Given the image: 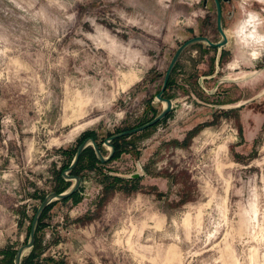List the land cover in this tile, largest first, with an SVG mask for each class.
Segmentation results:
<instances>
[{"label": "rangeland", "instance_id": "rangeland-1", "mask_svg": "<svg viewBox=\"0 0 264 264\" xmlns=\"http://www.w3.org/2000/svg\"><path fill=\"white\" fill-rule=\"evenodd\" d=\"M231 1L219 63L191 45L163 120L116 140L106 163L89 146L72 172L83 185L51 204L32 264H264V4ZM203 2L0 0V260L28 241L44 197L74 182L60 174L83 139L107 155L105 138L162 110L182 42H218Z\"/></svg>", "mask_w": 264, "mask_h": 264}, {"label": "water", "instance_id": "water-1", "mask_svg": "<svg viewBox=\"0 0 264 264\" xmlns=\"http://www.w3.org/2000/svg\"><path fill=\"white\" fill-rule=\"evenodd\" d=\"M217 3V12H218V31L220 33V40L217 41H213L211 40L208 36L204 35H197V36H193L189 39H187L185 42H182V44L176 49V51L174 52V54L171 56V60L168 64V67L166 69V73L164 75L163 78V82L161 83V88L159 90V92L157 93L156 100L163 103V108L162 110L156 114L152 119H150L149 121L128 129V130H123L117 133L112 134L111 136L105 138L104 140V145L108 147L109 149V153L107 155H105L102 152V149L99 145V143L97 142V140L92 137V136H88L85 139H83V141L79 144V146L76 149V152L73 156V159L70 163L69 166H67V168H65L62 172V177L64 179H68V180H73L74 182L71 184V186L69 188L66 189V191H62V192H57V191H51L49 192L44 199L41 201L40 205L38 206L34 217L32 219V223H31V227H30V231H29V238L28 241L25 244H22L17 251L15 252V256H14V264H22V260L23 257L25 256V254L30 251L36 243V234H37V230L41 221V217L45 211V209L54 201L57 200H65L69 197H71L73 194H75L77 191H79V189L82 187L83 185V177L80 175H76V174H72V172L76 169V167L78 166V163L80 161V158L82 156V154L84 153V151L86 150V148H88L89 146H92L94 149V152L96 154V158L101 162V163H106L108 161H110L115 153H116V146L114 145L113 141L116 140V138H121L123 136H129L132 135L134 133H137L139 131H142L155 125V123H158L159 121L163 120L174 108V100L172 98H168V97H164L165 96V92L168 86V82L172 76L173 73V69H175L178 60L180 59V55L183 54V52L190 47L191 45L198 43V42H203L208 44L210 47L212 48H219L221 49L222 47L226 46L228 44V35L226 33V31L223 28L222 25V11H221V7H220V3L218 2L219 0H215ZM140 176V174H135L134 177L138 178Z\"/></svg>", "mask_w": 264, "mask_h": 264}, {"label": "trees", "instance_id": "trees-1", "mask_svg": "<svg viewBox=\"0 0 264 264\" xmlns=\"http://www.w3.org/2000/svg\"><path fill=\"white\" fill-rule=\"evenodd\" d=\"M171 81H172V79L170 78V80H169V82H168V86H167V88L169 87V85L171 84ZM86 138V137H85ZM120 138H116V140H119ZM116 140L114 141V144H115V146H116V149H117V144H116ZM79 146V145H78ZM89 148V147H88ZM88 148H86V150L84 151V153L82 154V156H81V158H80V161H79V163H78V166H79V164L81 163V161L83 160V157L87 154V151H88ZM92 148V147H91ZM77 149V148H76ZM92 150H93V152H94V149L92 148ZM75 152H76V150H75ZM75 152H74V154H75ZM94 155L96 156V154H95V152H94ZM69 166V165H68ZM65 168H67V166L65 167ZM64 168V169H65ZM63 169V170H64ZM60 178H61V180H63L64 181V179H63V177H62V174H60ZM70 186V185H69ZM67 188H68V186H67ZM66 188V189H67ZM66 189L64 188L63 190L61 189L60 191H58V192H62V191H66ZM77 193V192H76ZM75 193V194H76ZM75 194H73L71 197H69V198H72ZM68 198V199H69ZM52 204V203H51ZM51 204L45 209V211H44V213H43V215H42V217H41V221H40V224H39V227H38V230H37V234H36V243H35V246L30 250V253H29V256L28 257H23V260H22V264H32V258H33V252L35 251V249L37 248V246L39 245V242H40V240H39V231H40V229L44 226V223H43V219H44V217H45V215H46V213H47V211H48V209L50 208V206H51ZM31 223H32V220H31ZM30 227H31V224H30ZM30 231V230H29ZM29 237V236H28ZM15 252H16V250H15ZM15 252H13V254L11 255V254H9L8 252H5L4 253V260L2 261V260H0V263L1 264H14V256H15Z\"/></svg>", "mask_w": 264, "mask_h": 264}, {"label": "crops", "instance_id": "crops-1", "mask_svg": "<svg viewBox=\"0 0 264 264\" xmlns=\"http://www.w3.org/2000/svg\"><path fill=\"white\" fill-rule=\"evenodd\" d=\"M228 45H229V43H228ZM227 45V46H228ZM227 46L226 47H224V48H221V49H216V48H213L214 50H216L217 52V58H216V60H215V63L216 64H218L219 63V57H220V55L222 54V51H224V49H226L227 48ZM189 48V47H188ZM187 48V49H188ZM186 49V50H187ZM186 50L183 52V54L184 53H186ZM197 53H198V51L197 50H194L191 54H190V56L189 57H185V58H183V62L184 63H188L189 64V66L191 67V68H193L196 64H197V56H195V55H197ZM248 52L246 51V49H243L242 51H241V55L243 56V57H245V56H247L248 57V54H247ZM183 54L182 55H180L181 57H180V59H182V56H183ZM180 59L178 60V62L180 61ZM178 62H177V64H178ZM199 67H202V66H200V65H198ZM233 66V64L231 63V67ZM191 68H190V70L188 71V77H189V81L191 80V77L193 76L192 75V73L190 72L191 71ZM249 73V71L247 72V74ZM257 73H259V70H256L254 73H253V75H255V74H257ZM261 74V73H260ZM197 82V84L199 85V86H201V80H197L196 81ZM189 84L191 85L192 83L191 82H189ZM213 107H216V105H212ZM227 107H229L230 105H226ZM231 107V106H230ZM91 154V153H90Z\"/></svg>", "mask_w": 264, "mask_h": 264}, {"label": "flooded vegetation", "instance_id": "flooded-vegetation-1", "mask_svg": "<svg viewBox=\"0 0 264 264\" xmlns=\"http://www.w3.org/2000/svg\"><path fill=\"white\" fill-rule=\"evenodd\" d=\"M254 1H256V2H258V3H260V4H264V2H262V1H259V0H254ZM211 2L212 3H214V5H215V10H216V20H217V27H218V12H217V3H216V1L215 0H211ZM219 3H220V7H221V11H222V25H223V28H224V30L226 31V25H227V22L230 20H232L233 21V19H234V17H235V13H236V11H235V9L233 10H227L226 9V5H228V4H231L232 3V1L231 0H219L218 1ZM204 6H208V4L210 3V0H204ZM217 29V31H218V28H216ZM218 33H219V31H218ZM227 33V32H226ZM220 34V33H219ZM227 35H228V33H227ZM220 38H221V36H220ZM220 38H219V40H220ZM229 39V38H228ZM228 43H229V41H228ZM228 45V44H227ZM226 45V46H227ZM226 46H224V47H226ZM224 47H222V48H224ZM216 49H219V48H216ZM222 55V54H221ZM233 64V63H232ZM115 141V140H114ZM114 141H113V143H114ZM115 145V144H114Z\"/></svg>", "mask_w": 264, "mask_h": 264}]
</instances>
